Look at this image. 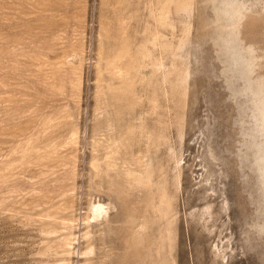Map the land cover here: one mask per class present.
Here are the masks:
<instances>
[{
	"label": "rangeland",
	"instance_id": "obj_1",
	"mask_svg": "<svg viewBox=\"0 0 264 264\" xmlns=\"http://www.w3.org/2000/svg\"><path fill=\"white\" fill-rule=\"evenodd\" d=\"M0 264H264V0H0Z\"/></svg>",
	"mask_w": 264,
	"mask_h": 264
},
{
	"label": "bare ground",
	"instance_id": "obj_2",
	"mask_svg": "<svg viewBox=\"0 0 264 264\" xmlns=\"http://www.w3.org/2000/svg\"><path fill=\"white\" fill-rule=\"evenodd\" d=\"M96 211L98 212V213H100L101 211H102V206L101 205H97L96 206ZM96 212V213H97Z\"/></svg>",
	"mask_w": 264,
	"mask_h": 264
}]
</instances>
